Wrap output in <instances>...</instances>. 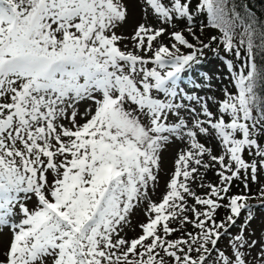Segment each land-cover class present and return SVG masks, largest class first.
I'll return each mask as SVG.
<instances>
[{"label":"snow or ice","instance_id":"obj_1","mask_svg":"<svg viewBox=\"0 0 264 264\" xmlns=\"http://www.w3.org/2000/svg\"><path fill=\"white\" fill-rule=\"evenodd\" d=\"M206 52L222 97L183 83ZM254 198L264 18L243 0H0V264H264Z\"/></svg>","mask_w":264,"mask_h":264},{"label":"rangeland","instance_id":"obj_2","mask_svg":"<svg viewBox=\"0 0 264 264\" xmlns=\"http://www.w3.org/2000/svg\"><path fill=\"white\" fill-rule=\"evenodd\" d=\"M187 35V34H186ZM204 32L202 35V38L209 37ZM191 39V37H188ZM213 47H216V45L213 44ZM222 54V53H221ZM222 64L223 62L217 58V56L213 55L211 52H206V58L202 61V63L195 68L194 71H190L187 73V75L184 77L183 83L189 87H191L190 81H200L201 76L203 73H207L208 77L210 78L209 82L211 84V90L216 93V95H221L222 90L217 89L216 85L219 82H222ZM201 95H209L210 91L208 89H198L197 90ZM173 154L174 149H169V151L164 153L163 163H162V170L160 172V180H159V186L158 189L153 193L152 199L158 200L160 198L161 193L164 191L165 187V181L168 178L166 173L172 168L173 166ZM215 180V174L212 171H209L206 182H211ZM258 206V205H257ZM255 208V215L257 216L256 224L258 225L261 220H264V208L257 207ZM222 212V210H221ZM220 212V213H221ZM144 219L142 213L137 210L136 214L132 217L133 224L135 225L138 221H142ZM129 236L134 235L133 232H128Z\"/></svg>","mask_w":264,"mask_h":264},{"label":"trees","instance_id":"obj_3","mask_svg":"<svg viewBox=\"0 0 264 264\" xmlns=\"http://www.w3.org/2000/svg\"><path fill=\"white\" fill-rule=\"evenodd\" d=\"M243 3L247 4L248 7L252 10V12L255 13L258 17L264 18V0H243ZM204 32L209 37L212 36V35H217L216 30H213V29H205ZM206 35H204V36H206ZM229 58L231 59V56H229ZM220 73H221L223 79H222V82H219L216 85L217 89L219 88V89L222 90V89L227 87L231 91L232 90V86L229 83L228 72H227V70H226V68L224 67L223 64H222V71ZM208 90L210 91L209 96H212L214 98L215 97H222V94L221 95H219V94L216 95V93L213 92L211 89H208ZM256 187L257 186L255 184L251 185L253 195H255V193H256ZM242 190H243V183L240 180L234 181L233 187H232V192L233 193H238V192H241ZM249 203L252 204V205H255V206H257V205L259 206L260 201H259V199L254 198V199L250 200ZM223 214L224 213H223V210H222L220 215L222 216Z\"/></svg>","mask_w":264,"mask_h":264}]
</instances>
